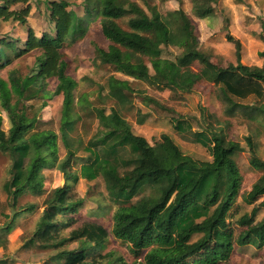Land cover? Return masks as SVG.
Masks as SVG:
<instances>
[{
    "label": "trees",
    "instance_id": "16d2710c",
    "mask_svg": "<svg viewBox=\"0 0 264 264\" xmlns=\"http://www.w3.org/2000/svg\"><path fill=\"white\" fill-rule=\"evenodd\" d=\"M45 2L52 33L43 32L38 37L26 24L31 9L29 0H0V19L26 26L23 40L0 38V69L29 51L37 53L35 72L22 77L10 74L8 82L0 79L1 106L10 124L7 131L0 126V149L13 160L11 177L4 184L10 199L7 203L12 207L11 220L0 227V232L11 230L17 215L34 209L33 204H28L16 210L17 199L26 191L42 192L41 169L50 163V156L54 157L53 150L47 149L55 139V132L32 130L36 117L28 116L18 104L23 98L36 97L46 80L55 78L56 85L48 94L62 95L59 132L69 149L67 159L79 163L77 172H69L68 177L72 183L78 178L88 181L97 176L102 178L108 196L117 203L113 214L114 237L128 242L133 253L142 254L140 260L132 263L220 264L228 261L235 247L262 248L264 214L258 220L256 215L264 209V176L255 180L244 195L249 204L262 199L233 223L228 221L242 178L232 157L244 150L238 141L227 138L222 126L207 123L205 131H194L192 135L196 142L207 147L209 160L183 153L165 133L159 141L149 143L131 130L121 112L130 107L132 93H139L144 103L148 100L160 105V102L133 88L127 79L110 74L106 78L107 95L117 106L111 105L107 111L96 108V132L83 146L70 143L68 131L76 121L73 90L77 82L66 73V61L60 50L64 42L80 39L97 16L102 35L110 41L107 50L94 47L100 62L112 65L115 72L127 77L180 94L190 92L198 77L187 71L179 77L177 67L197 61L202 74L218 89L222 113L234 116L252 111L264 115V48L258 51L261 65L245 67L240 61L239 39L225 32V39L234 44L236 62L218 66L209 60L208 53L199 50L193 20L180 8L167 12L174 24L171 29L156 5L148 2L144 9L135 0H83L82 14L69 8L67 0ZM215 2L192 0L191 15L205 19L214 13ZM17 3L21 7L13 8ZM168 46L180 49L179 55L165 56L164 49ZM250 96L254 102H242ZM44 105L45 102L41 107ZM138 121L141 123L142 119ZM172 121L177 132L191 129L184 119ZM245 143L249 165L264 171V160L254 153L250 135L245 137ZM79 147L87 156L78 159L74 155ZM70 186H57L47 193L36 226L25 244L38 242L43 248L57 249L50 259L62 264H126L123 258H114L113 253L99 254L108 238L102 225L84 221L74 226L77 220L71 214L77 212L81 200H72ZM0 213L8 216L10 210L0 209ZM68 226L71 227L64 236L62 233ZM193 235H197L195 239ZM74 241L77 247L67 248ZM6 262L7 259L0 258V264Z\"/></svg>",
    "mask_w": 264,
    "mask_h": 264
},
{
    "label": "rangeland",
    "instance_id": "374dc122",
    "mask_svg": "<svg viewBox=\"0 0 264 264\" xmlns=\"http://www.w3.org/2000/svg\"><path fill=\"white\" fill-rule=\"evenodd\" d=\"M135 1L144 9H146L145 2L155 4L160 12H162V19L167 21L169 27L173 29L174 24L167 12H165L166 0ZM175 1L176 4H178V1L182 8H189L191 5V0ZM29 2L31 9L27 16L26 24L33 28L38 37L43 32L51 34L52 23L48 19L45 0H29ZM67 2L69 8L74 9L79 14L83 13V0H67ZM220 3L221 0H216L214 3L215 10ZM222 3L226 10L229 9L228 12L231 13L234 21L236 14L240 16L246 12H250V14L248 13V18L251 24L259 23L264 17L262 15L264 12V0H227L222 1ZM237 4H242L243 6L235 9V5ZM16 7L18 8L20 5H16ZM221 13L225 14V9H222ZM212 17L213 15L210 14L206 17V20L210 22ZM193 24L195 33L198 36L199 50L208 53L209 60L216 65L226 66L230 62L229 57H226L225 54L218 55L212 50V47L208 44V37L199 31L198 20L196 18H193ZM238 24L236 18V30H240ZM212 27L217 29V37H220L218 35L222 36L224 32L228 31V26L224 23V20L221 26L214 25ZM25 36V25H21L13 20L4 21L0 19V38L11 37L23 40ZM202 37L203 40L201 39ZM259 37L262 39V35L259 34ZM212 39L222 41V39ZM109 44L110 41L101 33L99 17L96 16L88 24L86 33L80 39L75 42H64L60 50L62 58L66 61V73L71 75L77 82L73 90L76 121L73 128L68 131V141L74 145L80 143L83 146L98 129L96 108H104L107 111L111 105L117 106L115 101L107 95V76L113 74L118 78L127 79L133 88L141 90L144 94L160 102V105L148 100L146 101L147 103H144L139 93H132L130 107L121 112L123 117L130 123L131 130L135 134L144 136L149 143L154 144L159 141L161 134L165 133L173 139L183 153L197 159L209 160L211 156L207 147L196 142L194 135H192L194 131L204 130L206 124L209 123L211 126H222L227 138L238 141L244 147L243 151L235 153L232 156L242 178L238 196L229 210L228 221L233 223L235 218L243 213H248L257 201L249 204L244 201V195L249 190L252 182L264 176V171L255 169L249 165V152L245 143V137L250 135L254 153L264 160V115L261 113L250 115L251 112L245 115H241L238 112L234 116L223 114L221 102L217 96L218 89L202 74V67L197 61L188 66L177 67L179 77L185 71L192 72L198 77L193 88L188 93L179 94L166 88L157 89L147 81L133 79L115 72L112 65L100 62L96 58L94 51L95 46L107 50ZM248 44L250 48L256 47L255 40L253 39L249 40ZM179 53L180 49L175 46H168L164 49V55L170 58L178 56ZM36 55L35 51H29L19 57L13 58V60L0 69V79L8 82L10 74L22 77L35 72ZM233 62L235 63L236 60ZM55 85L56 79L48 78L44 83V88L39 91L36 97L23 98L18 104V107L24 109L28 116L34 115L36 117L32 130L51 129L55 132V139L53 143L49 144V148L47 149L49 151L53 150L54 157L51 159L50 156V163L41 169V173L44 175L42 192L35 194L26 191L18 197L16 210H20L28 204H33L34 209L17 215L13 221L11 230L6 233L0 232V258L7 259L6 264H62L50 259L57 252V249L43 248L37 245L38 242L28 245L25 242L31 236L36 226V221L43 208V199L47 193L54 187L71 184L70 195L72 200H81L77 212L71 214L77 220L74 226L84 221L102 225L108 231V238L105 241L104 248L99 250V254L110 252L114 254V258L119 256L126 261V264H134L132 262L140 260L142 254L133 253L128 242L114 237L112 232L115 223L113 214L117 203L108 196L102 178L97 176L95 179L89 181L78 178L75 183H72L68 177L70 176L69 172H77L79 163L77 162L78 160L73 162L72 158L67 159L69 149L64 145L59 132L62 95L51 96L48 94L52 92ZM1 100L2 94L0 90V126L4 131H7L10 124L7 113L1 106ZM254 101L255 99L252 96L242 100V102L246 103ZM12 102H14V98ZM43 102H45V105L41 107ZM162 105L165 107H162ZM172 118L186 120L191 125V129L183 133L177 132L173 128L174 122ZM138 119H142V122L139 123ZM206 133L208 134V132ZM87 154L82 147H79L74 155L79 159L80 157L87 156ZM12 162L11 156L0 149V209L7 212L10 210L8 216L0 213V227L6 225L11 220L12 207L10 208L9 203H7L10 199L4 188V184L11 177ZM3 202L6 204H3ZM262 215L263 210H258L256 219H260ZM70 227L64 228L62 233L64 236L67 235ZM196 236L193 235V239ZM77 245L78 243L75 241L70 242L67 244V248H76ZM220 264H264V246L262 248L252 245L235 247L228 261Z\"/></svg>",
    "mask_w": 264,
    "mask_h": 264
},
{
    "label": "crops",
    "instance_id": "0c3cea01",
    "mask_svg": "<svg viewBox=\"0 0 264 264\" xmlns=\"http://www.w3.org/2000/svg\"><path fill=\"white\" fill-rule=\"evenodd\" d=\"M222 1H227V0H221V3L217 5V9L212 14L213 17H212L210 22H208L206 20V18L205 19H197L196 18L198 20L199 31L204 36L208 37V39H209L208 44L210 47H212V50L216 54H218V55L225 54L226 57H229V61H230L229 63L235 64L233 62L234 60H236L234 44L225 39V37H224L225 32L222 34L223 37L221 35H218L220 37H217V34H218L216 32L217 29L212 27L214 25L221 26L222 21L224 20V23L228 26V31H229V32L228 31H226V32L230 33L231 35H234L235 38L239 39V42H240V61L244 64L245 67L250 68V67L260 66L262 63V58L258 55V51H260L264 48V40L259 37V34L264 37V17L260 20L259 23L251 24V23H249L250 19L248 18L249 17L248 13L250 14V12H246L244 15L241 14L240 16L238 14H236L235 21L237 18L238 23H239L238 25L240 26V30H236L235 21L232 18L231 13L228 12L229 9L226 10V8L223 6ZM177 3L178 4H176L175 0H166L165 12H168L169 10H175V9L180 8L183 12H185L186 14H189L191 16V18L192 17L195 18L194 16L191 15V5L189 6V8H182L178 1H177ZM191 3H192V0H191ZM16 5H20V7H21V4H19V3L13 5L12 7L17 8ZM172 5H175V7H173ZM241 6H243V5L237 4V5H235V9H237V7H241ZM222 9H225V14H223V13L220 14V11H222ZM161 15H162V12H161ZM193 18H192V20H193ZM257 26L260 28V31L256 30ZM257 34H258V37H257ZM212 38H217L218 40L222 39V41H215V39L213 40ZM201 39L203 40V37ZM252 39L255 40V46H256L255 48H250V45L248 44V41L252 40ZM206 47H207V44H206ZM253 113H258V112L253 111L250 115H252ZM261 199H262V197H260L257 201H259ZM262 210H263V214H264V209H262Z\"/></svg>",
    "mask_w": 264,
    "mask_h": 264
},
{
    "label": "clouds",
    "instance_id": "9594fccd",
    "mask_svg": "<svg viewBox=\"0 0 264 264\" xmlns=\"http://www.w3.org/2000/svg\"><path fill=\"white\" fill-rule=\"evenodd\" d=\"M172 6L175 7V5H172ZM262 15H264V13H262ZM256 30H257V31H260V28L257 26V27H256Z\"/></svg>",
    "mask_w": 264,
    "mask_h": 264
}]
</instances>
